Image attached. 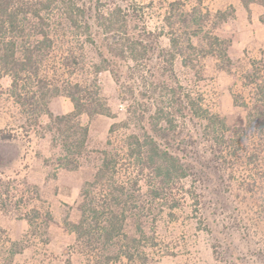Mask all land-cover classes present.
Here are the masks:
<instances>
[{
  "label": "rangeland",
  "instance_id": "374dc122",
  "mask_svg": "<svg viewBox=\"0 0 264 264\" xmlns=\"http://www.w3.org/2000/svg\"><path fill=\"white\" fill-rule=\"evenodd\" d=\"M173 1L178 0H127L143 11L140 25L160 37L158 44L150 38L155 49L147 56L131 62L113 59L119 83L108 70L95 72L98 57L83 36L64 22L55 26L38 77L51 87L79 82L90 94L98 93L111 110L110 116H80L88 137L81 155L74 157L75 168L61 165L60 137L47 130V116L35 120L33 101L27 112L21 111L9 93L8 78L0 79V199L7 204L0 209V264H264V132L245 127L244 107L255 97L248 74L255 69L264 78L262 6L254 0L248 12L241 0H179L173 11ZM230 8L227 21L216 23L215 12ZM184 12L195 13L188 24ZM167 15L173 16V30L164 21ZM192 31L197 35H191L190 47L186 37ZM170 32L180 42L173 62L178 85L166 73ZM208 33L231 40L229 69L205 54ZM23 83L31 93L37 78L25 77ZM120 86H131L136 96L142 92L144 104L151 103L149 90L156 87L158 102L164 105L170 86H179L224 117L232 145L215 160V147L202 138L199 121L189 114L179 117L174 128L181 143L175 152L190 174L159 184L148 168L126 154V136L139 129L131 124L109 130L127 117L129 101L120 100ZM48 107L54 115L73 110L64 93L51 97ZM103 150L117 159L114 184H124L132 194L124 204L126 237L109 246L93 242L89 247L86 237L77 238L71 223L80 217L81 189L93 180ZM92 189L90 197L101 208L106 185ZM11 243L18 250L12 259ZM129 247L131 260L123 253ZM105 254L119 257L106 260Z\"/></svg>",
  "mask_w": 264,
  "mask_h": 264
},
{
  "label": "trees",
  "instance_id": "16d2710c",
  "mask_svg": "<svg viewBox=\"0 0 264 264\" xmlns=\"http://www.w3.org/2000/svg\"><path fill=\"white\" fill-rule=\"evenodd\" d=\"M0 0V79L8 78L9 93L21 111L27 112L30 103H35L33 113L36 118L46 115L49 122L47 130L53 131L60 137L63 155L61 165L64 168H75L77 162L74 157L81 155L88 137V127L80 121L82 114L88 116L111 115V110L102 101L98 93L90 94L79 82L68 83L61 88L49 86L45 78L38 77L39 66L44 59V51L52 47L55 26L64 22L65 26L75 34L83 36L95 49L98 61L93 66L95 72L108 70L116 82L120 76L113 59L120 62H131L149 55L155 47L159 34L149 30L144 22L143 11L136 4H129L127 0ZM202 0H197L201 3ZM244 7L250 12L249 5L254 0H241ZM262 6L260 21L264 23V0H258ZM178 1L171 2L172 10ZM196 9L194 8L193 11ZM230 10H217L214 14L216 23L227 21L232 15ZM183 22L188 24L195 13L184 12ZM172 15H167L164 21L170 30L174 23ZM62 24V23H61ZM216 25V24H215ZM173 32V31H172ZM168 34L169 47L167 50L166 73L177 83L173 62L179 53V38L175 33ZM192 31L186 37V42L192 47ZM208 56L220 59L221 67L229 69L231 58L228 49L231 40L217 34H207ZM258 72L248 74L249 84L254 87V100L251 105L244 104L247 111L245 127L264 132V78L257 76ZM37 78L36 90L29 92L23 83L25 77ZM178 85V83H177ZM126 87V86H125ZM118 87V96L121 101H129L127 117L119 123H113L110 131L116 126L133 125L139 129L126 136V154L151 171V176L161 185H169L175 180L187 177L188 166L183 164L175 147H179V138L174 128L177 120L189 114L200 123L202 138L215 147L214 159L222 154L225 147H230V135L224 117L211 113L204 107L197 97L188 92H182L179 86H170L167 91L169 102L164 105L158 102L157 88H150V104L140 102L142 92L137 96L131 86ZM181 87V86H180ZM60 93L66 94L73 104V110L67 114L54 115L48 107L49 99ZM141 131V132H140ZM177 150V149H176ZM117 166L115 155L109 150L102 151L100 165L92 181L84 183L80 192V217L71 223V229L77 238L86 237L87 245L93 242L110 245L116 238L126 237L124 225L127 219L124 204L132 195L124 184H114V173ZM105 184L106 190L101 208L95 205L91 194L93 187ZM1 200V199H0ZM114 206V207H113ZM7 204L0 202V209H6ZM120 207V208H119ZM30 220V225H31ZM2 228L0 227V232ZM135 242V238L129 239ZM130 249L124 250V255L131 260L134 253ZM16 245L11 243L8 255L12 259L17 252ZM118 258L105 254V259ZM5 264H14L7 260Z\"/></svg>",
  "mask_w": 264,
  "mask_h": 264
}]
</instances>
